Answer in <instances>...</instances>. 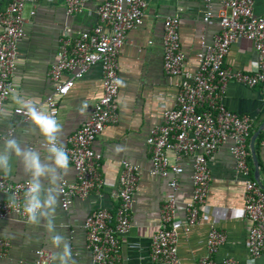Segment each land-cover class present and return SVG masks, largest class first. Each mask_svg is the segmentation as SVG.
<instances>
[{"label": "built area", "instance_id": "1", "mask_svg": "<svg viewBox=\"0 0 264 264\" xmlns=\"http://www.w3.org/2000/svg\"><path fill=\"white\" fill-rule=\"evenodd\" d=\"M36 0H8L0 8V110L11 94V77L15 69L16 46L24 35L23 8ZM201 21H217L219 31L211 42L204 44L195 54L197 67L193 72L183 69V53L178 39L177 13L162 18V70L165 75L177 77L173 107L161 113V122L152 126L144 139L148 152L147 172L165 182L169 192L160 198L158 221L149 241V259L155 264H179L176 253V228L187 229L195 223L200 206L204 205L210 180L207 162L213 158L218 146L230 141L229 153L233 159V176L243 182L242 207L239 215L248 221L245 246V264H254L264 251V191L257 181L250 178L247 161L252 118L227 109L221 96L229 81L246 87L257 86L264 99V10H254V0H217L212 10L210 0H202ZM88 2L94 3L97 22L86 30L71 31L63 25L57 37L53 61L47 70L50 91L39 107L58 115L56 97L64 95L94 64L100 68L101 94L93 102L88 116L77 129L66 136L64 145L69 154V167L73 180L61 185L60 207L66 210L74 198H84L92 190L113 187L111 195L116 200L113 209L96 207L82 221L84 247L89 253L90 264H120V240L130 228V209L140 168L126 159L120 160V170L115 179L100 175V153L92 142L103 128L117 118V54L128 30L142 23L147 0H63L65 15L83 10ZM33 14V8L29 10ZM248 41L253 53L254 68L250 71L231 69L223 58L231 43ZM29 102V100H25ZM32 102V101H31ZM18 104L12 112L16 113ZM11 128L4 135H8ZM1 135L0 137H3ZM264 142V134L262 137ZM43 141L40 143L42 146ZM181 160L190 166L189 198L180 202L174 197L183 174ZM27 180H11L0 172V219L9 215L26 222L22 210L8 206L7 197L15 195L22 202ZM183 212V219L177 214ZM225 235L213 224L208 226L205 252L195 264H237L225 257L219 261L214 254ZM9 242L0 237V258ZM31 264H54L50 251L38 247L33 251Z\"/></svg>", "mask_w": 264, "mask_h": 264}, {"label": "crops", "instance_id": "2", "mask_svg": "<svg viewBox=\"0 0 264 264\" xmlns=\"http://www.w3.org/2000/svg\"><path fill=\"white\" fill-rule=\"evenodd\" d=\"M8 0H0L3 8ZM212 10L217 0H210ZM33 8V14L29 10ZM202 0H147L142 23L126 32L124 42L117 54V118L106 125L95 137L92 148L100 153V175L115 179L120 170V160L126 159L140 168V174L133 191L130 209V228L120 240V264H155L149 259V241L158 221L160 198L169 192L165 182L147 172L148 152L144 139L148 130L161 122V113L173 107L175 83L177 77L165 75L162 70V18L177 13L178 39L183 53V69L193 72L196 67L195 54L204 44L211 42L218 33L215 19L210 24L201 21ZM254 10H264V0H254ZM24 35L16 46L15 69L11 77V94L0 110V136L11 128L8 135L0 137V150L6 138L16 137L23 148L25 145L37 148L47 155L40 146L43 138L33 131L27 119L22 120L12 109L17 101L41 102L50 91L47 70L53 61L57 37L63 25L71 31H81L92 27L97 18L94 3L88 2L83 10L65 15L63 0H36L35 4L23 8ZM253 53L248 41L231 43L223 58V64L231 69L250 71L254 68ZM100 68L92 65L76 79L68 91L56 97L58 115L62 124L64 143L67 135L77 129L88 116L93 102L100 96ZM224 106L238 114H247L252 118L250 136L264 121V99L259 88L246 87L229 81L221 96ZM44 109V107L42 106ZM45 110V109H44ZM264 125L252 141V153L248 156L247 166L250 178L256 176L264 191ZM249 140V139H248ZM230 141H225L216 149L214 156L207 162L209 184L205 203L200 206L194 224L184 229L176 228V253L179 264H195L205 252V239L208 226L213 224L225 235L217 248L214 259L225 257L234 259L237 264H245L246 232L248 221L241 215L243 182L241 177L233 176V159L229 153ZM183 174L179 177V186L174 197L186 201L191 192L189 180L190 166L187 160H181ZM13 171L7 174L13 181L27 180L22 166L13 159ZM73 171L64 177L72 181ZM47 187L48 181L42 180ZM113 187L92 190L84 198H74L66 210L56 209V231L65 235L72 244L73 259L77 264H90L88 251L84 247V231L81 226L85 215L96 207L113 209L116 200L111 195ZM6 196L0 193V201ZM183 219V212L177 214ZM43 224L44 221L41 220ZM0 237L7 239L8 248L0 258V264H31L33 251L38 247L46 248L52 256L54 251L48 233L43 226L29 225L16 216L9 215L0 219ZM59 264V261H53ZM254 264H264V251L255 259Z\"/></svg>", "mask_w": 264, "mask_h": 264}, {"label": "clouds", "instance_id": "3", "mask_svg": "<svg viewBox=\"0 0 264 264\" xmlns=\"http://www.w3.org/2000/svg\"><path fill=\"white\" fill-rule=\"evenodd\" d=\"M17 114H22L33 131L43 138L42 147L47 155L31 146L21 147L16 137L6 138L0 150V172L11 175L13 159L22 166L23 174L28 178L23 201L16 196L7 197L8 206L14 210H22L26 222L33 226H43L54 249L51 260L59 264H77L73 259L72 244L68 238L56 231V209L60 203L61 185L66 183L64 177L70 171L69 154L61 143L63 127L56 116L34 102L17 101ZM48 181L46 187L42 180ZM41 220L44 223H41Z\"/></svg>", "mask_w": 264, "mask_h": 264}, {"label": "water", "instance_id": "4", "mask_svg": "<svg viewBox=\"0 0 264 264\" xmlns=\"http://www.w3.org/2000/svg\"><path fill=\"white\" fill-rule=\"evenodd\" d=\"M264 125V121L261 123V125L258 127V129L250 136L249 140H248V147H249V152H250V155H251V158L254 160V156H253V153H252V141H253V138L256 136V134L261 130L262 126ZM257 183L259 184L258 182V178L256 176H254V178ZM260 186V184H259ZM261 187V186H260ZM262 188V187H261Z\"/></svg>", "mask_w": 264, "mask_h": 264}]
</instances>
